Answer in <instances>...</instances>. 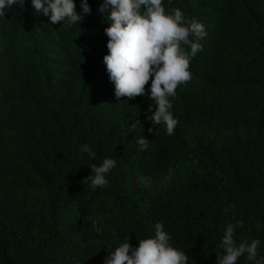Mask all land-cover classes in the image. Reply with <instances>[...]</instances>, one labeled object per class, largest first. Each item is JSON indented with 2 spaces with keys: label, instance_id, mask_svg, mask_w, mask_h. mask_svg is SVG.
I'll list each match as a JSON object with an SVG mask.
<instances>
[{
  "label": "trees",
  "instance_id": "16d2710c",
  "mask_svg": "<svg viewBox=\"0 0 264 264\" xmlns=\"http://www.w3.org/2000/svg\"><path fill=\"white\" fill-rule=\"evenodd\" d=\"M99 2L72 28L31 0L0 16V264H102L157 222L189 264H216L229 223L264 255V0H164L207 33L170 97L172 135L147 96L116 98ZM106 156L116 167L92 188L85 164ZM141 178L157 191L138 192Z\"/></svg>",
  "mask_w": 264,
  "mask_h": 264
},
{
  "label": "clouds",
  "instance_id": "9594fccd",
  "mask_svg": "<svg viewBox=\"0 0 264 264\" xmlns=\"http://www.w3.org/2000/svg\"><path fill=\"white\" fill-rule=\"evenodd\" d=\"M24 4L25 0H0V16L13 10V6L22 8ZM31 5L38 15L47 16L50 24L63 22L62 27L66 28L80 26L92 11L88 0H80L79 12L75 0H31ZM97 11L108 24L104 28L108 53L103 56V63L116 98L147 96L152 101L148 119L154 125L163 124L166 134L172 135L178 120L170 97L191 78L190 62L202 50L200 41L207 35L204 24L186 18L178 7L166 10L164 0H100ZM139 123L132 127L137 128ZM136 142L141 150L147 149L149 141L143 135ZM79 151L89 160L97 156L87 143L80 145ZM85 165L91 168L87 177L90 186L103 188L116 161L106 156L98 165ZM260 244L255 238L237 241L234 226L229 223L217 245L216 264H237L241 257L250 264H264V255L258 253ZM189 260L188 254L171 243L163 224L157 222L154 235L139 239L135 247L130 237L124 238L108 251L102 264H189Z\"/></svg>",
  "mask_w": 264,
  "mask_h": 264
},
{
  "label": "rangeland",
  "instance_id": "374dc122",
  "mask_svg": "<svg viewBox=\"0 0 264 264\" xmlns=\"http://www.w3.org/2000/svg\"><path fill=\"white\" fill-rule=\"evenodd\" d=\"M135 189L138 191V192H146V193H150L152 191L156 192L157 190L154 189V187L151 185L150 181L146 178H141V179H138L136 182H135Z\"/></svg>",
  "mask_w": 264,
  "mask_h": 264
}]
</instances>
